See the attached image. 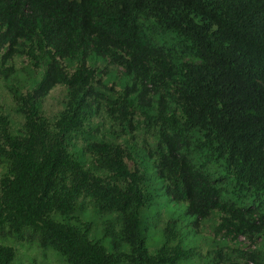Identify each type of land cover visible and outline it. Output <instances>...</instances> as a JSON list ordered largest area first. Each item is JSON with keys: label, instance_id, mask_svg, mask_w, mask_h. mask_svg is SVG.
Masks as SVG:
<instances>
[{"label": "trees", "instance_id": "1", "mask_svg": "<svg viewBox=\"0 0 264 264\" xmlns=\"http://www.w3.org/2000/svg\"><path fill=\"white\" fill-rule=\"evenodd\" d=\"M164 35L175 43H159ZM47 54L42 80L15 96L23 133L14 134L0 114V162L8 168L0 177V236L31 228L71 264H174L188 257L170 241L156 254L146 247L140 212L151 196L142 187L144 171L129 164L139 147L93 141V167L68 151L69 136L104 102L133 139L144 135L143 147L156 142L152 167L171 200L200 219L217 211L218 239L263 243L264 0H0V75L15 73L6 65L16 56L31 63ZM91 54L123 70L122 89L88 65ZM57 86L66 88L67 100L50 119L41 101ZM80 197L92 198L100 213L118 214L113 252L91 240L87 226L52 218L73 214ZM121 242L129 253L119 250ZM228 253L224 264H264L263 249ZM15 259V249L0 244V264Z\"/></svg>", "mask_w": 264, "mask_h": 264}, {"label": "rangeland", "instance_id": "2", "mask_svg": "<svg viewBox=\"0 0 264 264\" xmlns=\"http://www.w3.org/2000/svg\"><path fill=\"white\" fill-rule=\"evenodd\" d=\"M159 43H175L170 35L161 36ZM50 62V56L44 55L38 62L30 63L26 56H16L7 62L6 66H14L16 71L9 77L0 75V114H5L10 119L11 131L14 134L23 133L24 117L17 111L16 95H22L34 89L42 80ZM68 64L78 65L76 61H66ZM88 65H93L106 71L104 78L116 82L117 89L125 85L118 69L106 62L102 57L95 54L88 56ZM117 73L119 77L117 76ZM67 90L64 86H57L45 99L41 101L42 111L50 119L56 117L65 108ZM129 126L114 122L105 110L102 102L99 113L94 116L85 127L73 132L67 139L68 151L87 167H93L94 155L88 150V145L101 139L117 141L132 149L139 147V151L129 160L131 168H139L146 176L143 188L151 196L150 204L143 207L140 212L141 235L145 240L147 249L151 254H156L166 243L171 246H181L188 252V257L174 264H224L228 258L230 249L241 248L242 251L264 250L263 243L258 240L256 244L247 238L240 237L236 243L216 237V228L220 222V214L215 211L210 217L200 219L186 213L187 205L184 202H176L170 199L166 193V183L154 173L156 142L150 139L143 147L144 135L133 134ZM8 171L6 165L0 162V177ZM98 176H107V171L97 170ZM52 218L59 222L71 225L87 226L88 236L91 240L102 244L109 252H113V232L119 234L122 223L118 220L116 212L100 213L89 197H80L77 200L76 210L70 216L53 214ZM112 230L113 232H111ZM166 230H169L171 240H168ZM0 244L10 246L16 251L15 264H71L66 256L53 247H43L40 243L39 234L31 228H25L22 233L7 234L0 236ZM119 250L129 253L130 246L121 242ZM232 257V255H231ZM172 264V263H165Z\"/></svg>", "mask_w": 264, "mask_h": 264}]
</instances>
